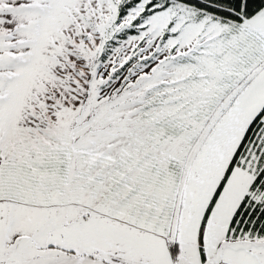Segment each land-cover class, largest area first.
<instances>
[{
	"label": "snow or ice",
	"instance_id": "6c2138e0",
	"mask_svg": "<svg viewBox=\"0 0 264 264\" xmlns=\"http://www.w3.org/2000/svg\"><path fill=\"white\" fill-rule=\"evenodd\" d=\"M0 264H264V0H0Z\"/></svg>",
	"mask_w": 264,
	"mask_h": 264
}]
</instances>
